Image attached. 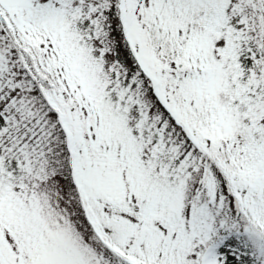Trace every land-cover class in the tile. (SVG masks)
<instances>
[{
    "label": "snow or ice",
    "instance_id": "1",
    "mask_svg": "<svg viewBox=\"0 0 264 264\" xmlns=\"http://www.w3.org/2000/svg\"><path fill=\"white\" fill-rule=\"evenodd\" d=\"M0 264H264V0H0Z\"/></svg>",
    "mask_w": 264,
    "mask_h": 264
}]
</instances>
